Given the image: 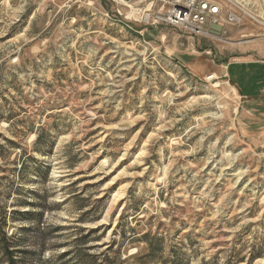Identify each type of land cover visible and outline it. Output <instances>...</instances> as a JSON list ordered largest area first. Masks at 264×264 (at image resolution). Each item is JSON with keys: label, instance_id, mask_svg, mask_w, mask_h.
I'll return each mask as SVG.
<instances>
[{"label": "rangeland", "instance_id": "obj_1", "mask_svg": "<svg viewBox=\"0 0 264 264\" xmlns=\"http://www.w3.org/2000/svg\"><path fill=\"white\" fill-rule=\"evenodd\" d=\"M231 2L201 36L0 0V264H264V0Z\"/></svg>", "mask_w": 264, "mask_h": 264}, {"label": "built area", "instance_id": "obj_2", "mask_svg": "<svg viewBox=\"0 0 264 264\" xmlns=\"http://www.w3.org/2000/svg\"><path fill=\"white\" fill-rule=\"evenodd\" d=\"M152 1L158 5V12L145 14L143 16L145 20L154 15V21L183 27L194 35L209 36L207 29L212 23L239 22L234 10L230 7L226 11L224 7L226 3L233 4L231 0H224L223 4L217 0H151V3ZM130 10L134 9L130 8Z\"/></svg>", "mask_w": 264, "mask_h": 264}, {"label": "crops", "instance_id": "obj_3", "mask_svg": "<svg viewBox=\"0 0 264 264\" xmlns=\"http://www.w3.org/2000/svg\"><path fill=\"white\" fill-rule=\"evenodd\" d=\"M246 66H248L249 67V69H251L252 68V64H250V65H245V69H246ZM232 67H237L236 69H237V71H242V70H244V65L243 66H234V65H229L227 68H226V73H225V75L223 74V76H226L227 78H230L232 81H234V82H239V81H241V74H240V72L239 73H237V72H232L231 71V68Z\"/></svg>", "mask_w": 264, "mask_h": 264}, {"label": "trees", "instance_id": "obj_4", "mask_svg": "<svg viewBox=\"0 0 264 264\" xmlns=\"http://www.w3.org/2000/svg\"><path fill=\"white\" fill-rule=\"evenodd\" d=\"M5 120L9 122L10 121V117H6V116L4 117V116L0 115V121H5ZM39 139H40V135H37V137L35 138V144L39 141ZM6 140H8V142H10L11 144L13 143V141H11L8 138ZM30 159L34 160L33 157H30ZM32 173H33L32 175L34 177H36V178L39 177V176H41L43 178H47L48 177L47 171H42L40 168H38L36 170H33ZM76 196H78V195H76ZM255 256H258V255L255 254ZM12 263H13V261H12Z\"/></svg>", "mask_w": 264, "mask_h": 264}, {"label": "water", "instance_id": "obj_5", "mask_svg": "<svg viewBox=\"0 0 264 264\" xmlns=\"http://www.w3.org/2000/svg\"><path fill=\"white\" fill-rule=\"evenodd\" d=\"M127 2L129 1H132V0H125ZM222 30V25L220 24H217V23H212L210 26H209V32L212 34H216V35H219L220 31Z\"/></svg>", "mask_w": 264, "mask_h": 264}, {"label": "bare ground", "instance_id": "obj_6", "mask_svg": "<svg viewBox=\"0 0 264 264\" xmlns=\"http://www.w3.org/2000/svg\"><path fill=\"white\" fill-rule=\"evenodd\" d=\"M207 32H208V34L211 35V33L209 32V26H208ZM212 34H213V33H212ZM213 77H214V75H212V76H210V77H208V78L211 79V78H213Z\"/></svg>", "mask_w": 264, "mask_h": 264}]
</instances>
